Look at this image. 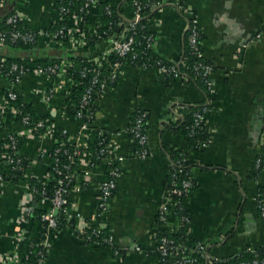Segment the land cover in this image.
<instances>
[{
	"label": "crops",
	"instance_id": "crops-1",
	"mask_svg": "<svg viewBox=\"0 0 264 264\" xmlns=\"http://www.w3.org/2000/svg\"><path fill=\"white\" fill-rule=\"evenodd\" d=\"M57 1L2 0L0 26L7 16L18 14L23 30L49 32L59 21ZM103 1L116 9L121 25L130 20L128 0ZM189 17L196 18L204 58L214 68L210 80L215 100L205 114L210 142L199 150L189 149L183 135L170 130L184 120L186 107L203 99L201 90L181 79L164 81L154 69L122 64L115 85L100 95L89 129L83 130L77 115L67 110L68 80L63 73L57 77L28 74L15 81L0 71V90L14 91L48 126L44 136L33 137L12 112L0 108V145L9 135H18L22 141L18 155L30 169V178L44 184L51 180L47 156L58 131L65 132L68 143L82 147L92 131L107 139L109 161L91 164L94 159L85 154L75 163L69 194L74 222H95L100 185L110 160L123 159L102 217L117 253L86 243L66 228L50 236L44 264H160L158 257L147 252L154 250L162 232L176 234L178 230L175 204L167 197L171 156L176 151L188 155L194 181V189L182 201L189 216L184 228L187 238L202 244L209 257L223 260L264 248V222L253 201L258 189L264 190V169L253 175L256 157L264 148V0H161L147 21L151 57L179 66ZM99 21L98 8L92 9L82 23L83 32L91 36ZM69 24L80 28L77 20ZM37 49L46 47L40 43L33 50ZM48 49L103 63L109 44L105 41L91 48L65 44ZM21 52L25 51L0 46V59H20ZM39 59L44 58H32ZM139 110L148 115L145 159L135 156L129 135L132 118ZM2 164L0 157V173ZM26 183H0V257L11 254L21 244V236L26 237L29 222L23 216L25 209L50 208L48 201L33 202ZM162 207L166 209L164 224L159 219Z\"/></svg>",
	"mask_w": 264,
	"mask_h": 264
},
{
	"label": "built area",
	"instance_id": "built-area-1",
	"mask_svg": "<svg viewBox=\"0 0 264 264\" xmlns=\"http://www.w3.org/2000/svg\"><path fill=\"white\" fill-rule=\"evenodd\" d=\"M129 1V0H128ZM129 3L132 9V16L130 20L124 25V28L119 31L118 33H114L111 38L107 40H103L102 42H108L109 44V51L106 53L105 60L103 63H98L95 60H90L93 62L94 69H84L81 72V75L83 77L87 76L89 73H93L89 87L86 88L85 92L83 93L81 100L77 107V117L79 119H82L83 113H87V117L93 116V109L94 103H97L100 95L108 89L111 83L117 81L119 72L118 69L122 66V64L118 61H116L113 65L109 64V57L111 55H114L118 58V60H126L130 59L131 61L137 58V47L142 48L139 54L141 55H148L150 56V51L152 47V37L145 35H142L143 41L137 42L135 39V31L137 28V25L139 24L141 20V13L144 9L142 4L139 2V0H130ZM103 2V0H89V4H86V7H89L87 12L76 14L75 12L70 11L69 9L65 7H59L58 8V22L56 26L51 27L49 32L43 33V32H33V31H25L23 29L18 28L21 23V17L18 14H11L7 16L4 20V25L8 26V30H1L0 29V46L5 45H17V44H23V45H39L40 43L46 47V48H60L63 47L65 44H69L70 48H76L78 46H86L87 41L90 38H94L96 40L101 39L100 35V29L104 28L101 24V19L98 24V28L93 31V34L91 36H88L83 32L82 29V23L84 24V19L89 15V13L92 11V9L98 8L99 5ZM2 5V0H0V6ZM109 8L111 9L112 6L108 4L106 7L107 14H110L108 11ZM81 12V10H80ZM70 20H77L80 24V28L76 29L72 25L69 24ZM65 23L63 25L62 23ZM81 22V23H80ZM109 24V29H110ZM123 25V24H122ZM59 27V28H56ZM187 31H189V37H188V44L191 49V52L193 55H195L197 58L202 59L204 58V54L202 51L198 49V28L196 23L195 17H189L188 25H187ZM107 32H103V35H106ZM46 41V42H45ZM45 44V45H44ZM151 57V56H150ZM4 59H0V71L2 74L4 73ZM105 65V66H103ZM155 65L157 66V69H154L157 71V73H166L168 71H174V69L170 68L167 69L161 65L160 62H155ZM71 64L67 61H60L59 64H55L53 66H48L45 68L37 67L34 70H27L24 69L21 66H18L16 64H11L6 70L4 75L10 76L12 75V79L15 81L21 79L23 76L28 74H35V75H48L50 77H57L59 74H64L66 79L68 80V88L72 87H78L79 84L74 85L73 81L71 80L69 74L67 71L70 69ZM141 68L148 69L146 65H142ZM213 66L210 64H206L202 61H199L194 65V71L196 72V75L199 76L202 81L207 85V88L211 94L215 93L213 83L210 80V76L213 73ZM109 72L106 73L107 76L102 77L99 76V72ZM177 76V75H175ZM179 78V77H177ZM9 93L6 97L0 98V108L7 109L14 117L19 113L16 108L12 107L10 102L14 101L17 97V94L14 91L8 90ZM67 96L71 97V92L68 89ZM95 99V102H94ZM207 110L203 109L201 112H197L194 115L195 125H200L205 120V114ZM146 118L147 114L143 112H138V114L135 117V120L133 124L129 128V133L131 134V140L132 142L137 144V149L135 150V156L138 159H145L148 156V149H147V134H146ZM206 122V120H205ZM21 124L27 128L30 135L36 138H41L44 136V134L47 132L48 126L46 123V120H41L35 124L33 128H30V119L28 115H25L22 117ZM89 125L83 123L82 129L87 130ZM36 129H45L44 133L35 136V130ZM65 134V132H63ZM66 135V134H65ZM15 137H18L17 134H12L7 137L8 142L10 143L11 147L9 145L4 146L3 151L0 153V157L9 164H19V160H15L13 155L9 154L8 150L13 151V154L16 153L14 149L15 147ZM68 137V136H67ZM69 139V138H68ZM68 142V140H67ZM88 142V138L86 139V144L82 146H77V148H84L86 147ZM210 140H205L199 142V148H204L208 145ZM56 143H59L62 145V142L57 141ZM10 148V149H9ZM108 144L105 145L104 148H102L99 151V157H102L103 155H107L110 158L109 155V149ZM15 151V152H14ZM18 155V152L16 153ZM85 154H90L86 151L76 150L73 153V158L70 159L71 165L73 167L75 166V163L81 159ZM91 155V154H90ZM94 159L91 164H95L99 160L103 161L104 158L94 157L91 155ZM109 161V159H107ZM121 157H115L114 159L110 160V166L111 169L108 173V175L105 177L104 181L100 185V193L98 198V205L96 209V215H95V222H89L86 220H77L75 222L74 226H71L69 224L67 228H69L77 237H80L85 242L94 244L96 246H105L108 248H114V237L110 230H108L107 226L102 222L103 215H105L109 201L115 191L116 188V180L119 177V164L122 162ZM184 159L176 160L175 163L172 164V170L173 173L171 174L172 177H175L177 174L181 173V166L184 162ZM90 165V164H89ZM254 168L257 171H261L264 169V148L260 152V154L256 157V160L254 162ZM57 174H59V178L56 180H53L51 177L50 181H55L53 195L51 198H44L40 202H49L50 208L45 211V213L42 215V220L46 223V231H45V239L42 243L43 252L39 253L40 257L37 261V264H44L47 255L50 251V243L49 238L53 233H58L61 230L58 229L59 223L58 220L60 217H64L66 219V223L71 222L74 219L71 216V202L68 200L70 190L73 188L74 177H75V171L71 172L70 166H65L63 168L56 169ZM30 177V176H29ZM26 183V191L30 194V198L33 197L29 185L28 180H24ZM22 181V182H24ZM49 181V182H50ZM0 183H4L3 177L0 175ZM72 183V186L71 184ZM170 190L168 191L167 197L169 200H171V196L176 197H183L185 194H187L190 189L192 188V184L188 179H184L180 183V187H177V185L173 182L170 185ZM70 199V198H69ZM173 201V200H171ZM253 201H257L256 208L260 214L261 219L264 222V195H257L254 197ZM175 204V208L178 207L179 202L173 201ZM30 211V208H27L24 210V218L25 214H28ZM166 209L165 207H162L159 212V219L164 224L166 219ZM64 215V216H63ZM188 218H181L178 217V230L177 233L182 225V222L188 223ZM24 240V236H21ZM173 242L168 241L166 239H162L161 244L157 247V251L160 254L161 258L159 259V262L162 261L167 262L168 264H194L195 259H192L190 255L194 253H199L203 255V258L205 260V264H215L224 262L227 264H264V257L256 256L254 259L249 261L241 260L239 255H236L235 257L229 258V259H216L209 257L204 250V247L202 244H197V246L194 249H189L188 256H184V251H180L175 245L173 246ZM19 247V245H18ZM18 247L10 253H7L3 257H0V264H20L19 256H18ZM155 249V248H154ZM117 253V250L115 249V254ZM178 254H182L180 258H178Z\"/></svg>",
	"mask_w": 264,
	"mask_h": 264
},
{
	"label": "trees",
	"instance_id": "trees-1",
	"mask_svg": "<svg viewBox=\"0 0 264 264\" xmlns=\"http://www.w3.org/2000/svg\"><path fill=\"white\" fill-rule=\"evenodd\" d=\"M129 3L131 2L130 0L128 1ZM139 2L142 4L144 7L142 13H141V20L139 24L137 25L136 31H135V39L137 42H142L143 38L142 35L144 34L145 37L151 36L150 33L147 31V21L149 19V16L155 11V9L160 6L161 0H139ZM86 4H89V0H59L56 3L57 9L59 7H65L69 9L72 12H75L76 14L79 13H84L87 12L89 7H86ZM108 6V3L106 1H103L99 7H98V15L101 19V24L103 25L104 28L100 29V35L101 39H94L90 38L87 41V48L99 46L103 40H107L111 38V36L115 33L116 29H119L120 31L124 28V25H121V21L119 19L118 14L116 13V9L112 7L111 9L109 8L110 14H107L106 7ZM81 10V12H80ZM86 19V18H85ZM84 19V20H85ZM65 25V23H62ZM109 24L110 29H109ZM18 28L22 29L21 25L18 26ZM59 28V27H56ZM0 29L2 30H8L9 27L5 25H1ZM103 32H107L106 35H103ZM152 37V36H151ZM188 37H189V31L186 30V49L184 52V55L182 57L181 63L179 66H176V64L169 63L166 61L162 60H157L156 58L150 57L147 53V55H141L139 54L140 51L142 50L141 46L137 47V58L134 60L126 59V60H118L117 57L114 55H111L109 57V64L113 65L116 61L120 62L121 64L127 63L132 66H136L138 68H141L142 65H146L148 69L154 68L157 69V66L155 65V62H160L163 67L167 69H174V71H168L166 73H158V75L164 80H176V79H181L182 82H184L185 85H193L199 90L203 92V99L200 103L191 105L186 107V110L183 112L184 113V120L175 127H171L170 130L176 133H180L183 135L185 138L188 148L195 151L199 150V142L205 141V140H210L205 132V126L206 122L205 120L198 126L195 125V120H194V115L197 112H201L203 109L209 110L211 108V105L213 104L215 100V93L211 94L207 88V85L202 81V79L196 75V72L194 71V65L198 63L199 61H202L206 64H210L205 58L199 59L193 53L191 52V49L188 44ZM198 49L203 52L202 49V37L200 32H198ZM16 48H19L23 51H30L33 49L38 48V45H23V44H17L13 45ZM60 61H67L71 64L70 69L67 71L69 74L71 80L73 81L74 85L79 84L78 87H72L68 88L69 91L71 92V97L69 98L67 102V110L69 113L72 115L77 114V107L78 104L81 100V97L83 93L85 92L86 88L89 87L90 84V79L93 75V73L87 74V76L83 77L81 75V72L84 69H94L93 62H91L88 58L82 57V56H69L67 59L64 58H44V59H39V60H32V59H5L4 62V68L3 72L5 73V70L11 65V64H16L18 66L23 67L24 69L27 70H34L37 67H48V66H53L55 64H59ZM211 65V64H210ZM3 73V75H4ZM106 73L109 72H102L100 71L98 74L99 76L101 75L102 77L107 76ZM177 75V76H175ZM179 77V78H177ZM8 78L12 79V75L8 76ZM116 81L111 83L109 86L112 87L115 85ZM9 91L8 90H0V98L6 97L8 95ZM95 102V99H94ZM11 106L16 108L17 111L19 112L16 115V121L22 122V117L25 115L29 116L30 119V128H33L35 124L42 119H38L35 117L32 109L30 106L25 104L22 99L17 95L16 99L12 102H10ZM96 104L94 103V106L92 107L93 113L95 112L96 109ZM138 112H143L146 113L143 110L137 111L131 121L130 126L133 124L136 115ZM147 114V113H146ZM148 119V115L146 118V122ZM93 120L92 117H87V113L84 112L82 119L80 121L82 123H85L90 126L91 122ZM147 124V123H146ZM89 128V127H88ZM130 128V127H129ZM147 130V127H145ZM45 129H36L34 132L35 136H38L42 133H44ZM130 137L131 134L129 133ZM57 138L59 142H62L63 144L60 145L59 143H56L53 147V149L50 151L48 154V162H47V173L51 176L53 180L58 179L60 176L57 174L56 169L63 168L65 166H70L71 172L73 171L74 167L70 163V159L73 158V153L76 150H81V151H86L93 155L94 157H99V151L105 147V145L108 144L107 139L105 137H101L97 132H89L88 135V142L86 147L84 148H77L76 145L70 144L67 142L68 137L67 135L63 134V131H58ZM22 144V141L20 138L15 137V147L14 149L16 153L19 151V148ZM135 148L137 149V144L134 143ZM9 145L11 147L10 143L8 142V139L5 140L1 145H0V153L3 151V146ZM10 149V148H9ZM14 151V152H15ZM9 154L13 155L15 160H19V164H9L6 163L3 160L2 167H1V173L0 175L3 177V181L10 182L11 184H18L24 180H28V185L30 192L33 196V202L38 204L40 201L44 198H51L53 195V190H54V185L55 181H50L48 183H43L42 181L35 179V178H30V169L24 164L23 158L17 155L16 153L13 154V151L8 150ZM99 158H104L107 159V155H103L102 157ZM179 159H184L185 161L182 163L181 166V173L177 174L175 177H172V164L176 162V160ZM100 161V160H99ZM112 166L107 167V175L110 171ZM191 162L189 160V157L186 153L182 151H176L174 154L171 156V165L169 168V176H168V185H167V194L168 191L170 190V185L174 182L177 187H180V183L184 179L190 180L192 184V188L190 191L185 194L182 198L181 197H176V196H171V200H175L179 202L178 207L175 208V214L177 217L181 218H188L189 216L186 213L182 201L185 197L189 196L190 193L192 192V189H194V181L193 178L191 177ZM253 175L256 177V175L259 173L255 168H253ZM73 183V182H72ZM72 183L71 186H72ZM257 195H264V190L258 189ZM68 200L70 201L69 197ZM254 204L257 205V201H254ZM45 213V211L41 207H34L29 211L28 214H25V219L29 222V230L24 238V240L21 242V244L18 247V256L20 260V264H37V261L40 257L39 253L43 252V247L42 243L44 242L45 239V231H46V223L42 220V215ZM59 226L58 229H66L68 227L67 224L74 226L75 222L72 220L69 223H66V219L64 217H60L58 220ZM185 226L186 223L182 222V225L176 234H170L167 232H162L159 237L156 240V246L153 251L147 252L148 254H153L158 258L160 257V254L157 251V247L161 244L162 239H166L168 241L173 242L175 247H177L180 251H184V256H188L189 249H194L197 246V243L190 241L187 236L185 235ZM87 243V242H86ZM173 245V246H174ZM105 247V246H101ZM182 254H178V258H180ZM256 256L259 257H264V248L259 249L257 251H244L240 253L239 257L241 260L244 261H249L254 259ZM192 259H195L194 264H205V260L203 258L202 254L199 253H194L190 255ZM160 264H168L165 261H162ZM215 264H227L224 262L216 263Z\"/></svg>",
	"mask_w": 264,
	"mask_h": 264
},
{
	"label": "water",
	"instance_id": "water-1",
	"mask_svg": "<svg viewBox=\"0 0 264 264\" xmlns=\"http://www.w3.org/2000/svg\"><path fill=\"white\" fill-rule=\"evenodd\" d=\"M116 32L119 29L115 30ZM22 53V54H21ZM20 59H32V58H64L67 59L69 56H73L74 54L58 50V49H37L29 52H21Z\"/></svg>",
	"mask_w": 264,
	"mask_h": 264
}]
</instances>
